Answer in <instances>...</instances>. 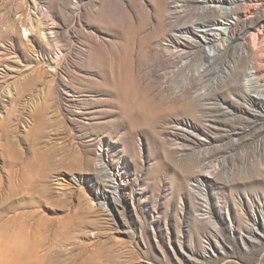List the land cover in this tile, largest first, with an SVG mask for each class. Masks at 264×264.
<instances>
[{
  "label": "rangeland",
  "instance_id": "obj_1",
  "mask_svg": "<svg viewBox=\"0 0 264 264\" xmlns=\"http://www.w3.org/2000/svg\"><path fill=\"white\" fill-rule=\"evenodd\" d=\"M0 264H264V0H0Z\"/></svg>",
  "mask_w": 264,
  "mask_h": 264
},
{
  "label": "bare ground",
  "instance_id": "obj_2",
  "mask_svg": "<svg viewBox=\"0 0 264 264\" xmlns=\"http://www.w3.org/2000/svg\"><path fill=\"white\" fill-rule=\"evenodd\" d=\"M222 25H223V23L215 21L214 24H213V26H214L213 29L215 31H218L219 33H224L225 30L222 27ZM194 32H197V33H194ZM198 33H202V31L199 29V27H196V29H194L191 34L194 35V37L197 38V39H201L202 38L201 36H205L203 33L199 36ZM199 37H201V38H199Z\"/></svg>",
  "mask_w": 264,
  "mask_h": 264
}]
</instances>
